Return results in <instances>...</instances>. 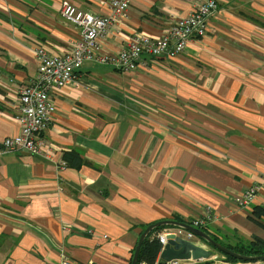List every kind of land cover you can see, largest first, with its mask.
<instances>
[{
	"label": "crops",
	"instance_id": "0c3cea01",
	"mask_svg": "<svg viewBox=\"0 0 264 264\" xmlns=\"http://www.w3.org/2000/svg\"><path fill=\"white\" fill-rule=\"evenodd\" d=\"M61 1L0 0V141L19 132L8 107L36 75L34 51L60 56L78 41L79 30L59 14ZM68 1L107 13V0ZM129 1L99 40L100 53H118L135 35L159 38L191 8V0ZM217 3L205 37L178 57L141 56L129 71L84 61L53 90L49 158L0 156V264H59L61 256L131 264L147 227L191 223L207 209L209 236L233 243L236 230L264 240V228L249 218L252 206H264V0ZM72 150L88 165L62 167ZM251 188L250 207H238ZM157 229L158 237L178 228ZM211 255L178 264L223 259Z\"/></svg>",
	"mask_w": 264,
	"mask_h": 264
},
{
	"label": "built area",
	"instance_id": "2783aa9c",
	"mask_svg": "<svg viewBox=\"0 0 264 264\" xmlns=\"http://www.w3.org/2000/svg\"><path fill=\"white\" fill-rule=\"evenodd\" d=\"M193 9L186 19L178 22L163 35L156 39L143 36H135L124 50L114 57L99 56L96 46L98 38L104 34L113 21L128 8L127 0H112L111 13L107 17H95L88 12L62 3L61 13L72 25L82 29V40L75 44L71 52L63 56H43V67L39 75L38 86L24 89L16 106L19 114L16 117L19 132L16 136H10L0 141V156L9 153L27 154L31 156L44 155L49 158V152L44 141L46 130L51 116L54 113V104L47 100L46 92L51 89H60L69 84L72 72L81 67L83 59L95 60L103 63L112 61L114 65L124 71L133 70L141 56L151 58L164 57L174 59L184 52L187 44L196 37H205L206 18L218 5L214 0H194ZM91 17H90V16ZM62 162V161H61ZM65 167L64 163H61ZM255 188H251L236 199L240 208L250 207L255 196ZM212 220L209 209L205 210L201 217L192 220L190 226L198 229ZM177 232L164 231L158 235V242L164 246L168 235L182 236L188 240L193 237L187 231L177 229ZM59 264H73L65 256L60 257ZM168 264H178V261Z\"/></svg>",
	"mask_w": 264,
	"mask_h": 264
},
{
	"label": "water",
	"instance_id": "95a60500",
	"mask_svg": "<svg viewBox=\"0 0 264 264\" xmlns=\"http://www.w3.org/2000/svg\"><path fill=\"white\" fill-rule=\"evenodd\" d=\"M161 226H172L178 229L187 231L193 235V237H199L201 241L205 243L204 246H199L191 241H188L184 238L168 235L166 237V243L162 248V251L159 255L158 264H168L174 261H192V262H204V261H213L212 251L223 254L226 257H230L236 261L240 262H264V256L260 257H245L237 253H234L220 244L214 242L208 235L202 233L201 231L191 227L185 223H179L175 221H162L153 225H150L145 229V231L140 236L138 240L136 250L133 255V260L131 264H136L137 256L139 253V248L146 238L153 230ZM208 248V249H207ZM223 262L220 261L219 264Z\"/></svg>",
	"mask_w": 264,
	"mask_h": 264
},
{
	"label": "trees",
	"instance_id": "16d2710c",
	"mask_svg": "<svg viewBox=\"0 0 264 264\" xmlns=\"http://www.w3.org/2000/svg\"><path fill=\"white\" fill-rule=\"evenodd\" d=\"M61 160L64 163L65 167L72 169H79L83 165H88V163L82 159L81 155L74 150L63 153ZM249 218L257 225L262 226L264 228V206H252ZM177 221L182 222L179 219ZM159 232H160L159 229H157L153 238L148 237L144 240V242L140 246L136 264H156L158 254L160 253L162 248L157 238V234ZM211 237L215 242L220 244L222 247L234 253H237L241 256H245V257L264 256V240L256 236H251L249 239L245 240L239 236V233L236 230H232L233 243L220 241L218 238L214 237L213 235ZM216 253L218 255V258L221 259L223 258L222 261L224 262L230 264H234L238 262L230 257L224 256L221 253L218 252Z\"/></svg>",
	"mask_w": 264,
	"mask_h": 264
},
{
	"label": "bare ground",
	"instance_id": "6f19581e",
	"mask_svg": "<svg viewBox=\"0 0 264 264\" xmlns=\"http://www.w3.org/2000/svg\"><path fill=\"white\" fill-rule=\"evenodd\" d=\"M111 1L112 0H107V3H106V5H107V13L105 14V15H97V14H95V13H93V12H91V11H89V10H84V11H86V12H88L89 14H91L92 16H95V17H107L108 15H110V13H111ZM216 3H217V0H214ZM63 2H66V3H68L70 6H73V7H75L70 1H68V0H63V1H61L60 2V7H59V14H60V16H61V18H62V20L64 21V22H66V23H68V24H71V23H69L68 21H67V19H65V17H63V15H62V13H61V10H62V3ZM127 3H128V8L126 9V11H124L120 16H118L114 21H113V23L110 25V27H109V29H107V31L104 33V34H102L99 38H98V40H97V42H96V46L98 45V42H99V40L112 28V26H113V24H114V22L116 21V20H118V19H120L121 17H123L124 16V14L128 11V9L130 8V1L129 0H127ZM194 3V0H191V8H190V10H189V13H188V15L187 16H185V17H182V18H179V19H176L171 25H170V27L168 28V30L169 29H171L177 22H178V20H184V19H186V18H188V16L190 15V13H191V11H192V9H193V4ZM217 5H218V3H217ZM216 12L217 11H214L211 15H209L207 18H206V28H207V22H208V20L210 19V18H212L215 14H216ZM90 16V15H89ZM91 17V16H90ZM74 27L75 28H77L78 30H79V38H78V41L76 42V44L77 43H79L81 40H82V29L80 28V27H78V26H76V25H74ZM135 36H137V35H135ZM135 36H133L132 37V39L135 37ZM138 36H141V35H138ZM203 37H196L195 39H194V41H198V40H201ZM132 39L128 42V44L127 45H129L130 44V42L132 41ZM126 48V47H125ZM124 48V49H125ZM97 49H98V46H97ZM124 49H122V50H124ZM121 50V51H122ZM121 51H119V52H121ZM98 52H99V58L101 57V56H104V55H108V56H115L116 54H106V53H100V51H99V49H98ZM118 52V53H119ZM34 54H35V57H36V59H37V72H36V75H35V77H33V79L26 85V86H24V87H22L21 89H19V91H18V93H17V95H15V97H16V99L18 100L19 99V97L21 96V93L23 92V90L24 89H27V88H33V87H35V86H38V81L40 80L39 79V75H40V73H41V68L44 66L43 65V56H51V55H49L48 53H46L44 50H42V49H37L36 51H34ZM65 54H67L66 52H64V53H62L60 56H63V55H65ZM88 60H90V59H83L82 61H81V65H82V63L84 62V61H88ZM93 61H95L96 63H98V64H100V65H109V66H113V67H115L116 69H118L119 71H123V70H121V69H119V68H117L115 65H114V63L112 62V61H105V62H103V63H101V62H99L97 59H95V60H93ZM76 72H77V70H75V71H73L72 72V76H71V79H70V81H69V83L72 81V79H73V77L75 76V74H76ZM54 89H56V88H54ZM54 89H51V90H48L47 92H46V97H47V100L49 101V102H51V103H53V98H52V95H51V93L53 92V90ZM58 90V89H57ZM9 109H10V111H12L13 112V118H14V120L16 121V117L18 116V112H19V107L18 106H13V107H8ZM17 123V122H16ZM207 225L208 224H206V225H204V226H202V227H200V228H198L197 230H199V231H201L202 233H204V234H206L207 232V230H206V227H207ZM206 235H208L209 236V234H206ZM211 239H212V237H211V234H210V236H209ZM215 237V236H214ZM195 238H197L199 241H201L200 239H199V237H195ZM213 240V239H212ZM214 241V240H213ZM203 242V241H202ZM215 242V241H214ZM204 243V242H203ZM217 243V242H216ZM204 245H205V243H204ZM203 245V246H204ZM200 246V245H199ZM206 246V245H205Z\"/></svg>",
	"mask_w": 264,
	"mask_h": 264
},
{
	"label": "rangeland",
	"instance_id": "374dc122",
	"mask_svg": "<svg viewBox=\"0 0 264 264\" xmlns=\"http://www.w3.org/2000/svg\"><path fill=\"white\" fill-rule=\"evenodd\" d=\"M6 138V137H5ZM4 139V138H3Z\"/></svg>",
	"mask_w": 264,
	"mask_h": 264
},
{
	"label": "clouds",
	"instance_id": "9594fccd",
	"mask_svg": "<svg viewBox=\"0 0 264 264\" xmlns=\"http://www.w3.org/2000/svg\"><path fill=\"white\" fill-rule=\"evenodd\" d=\"M191 234V233H190Z\"/></svg>",
	"mask_w": 264,
	"mask_h": 264
}]
</instances>
